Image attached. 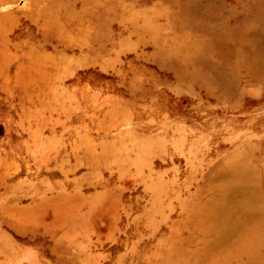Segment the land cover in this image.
Here are the masks:
<instances>
[{"label":"rangeland","instance_id":"1","mask_svg":"<svg viewBox=\"0 0 264 264\" xmlns=\"http://www.w3.org/2000/svg\"><path fill=\"white\" fill-rule=\"evenodd\" d=\"M238 184L264 212V0H0V264H264L204 218Z\"/></svg>","mask_w":264,"mask_h":264},{"label":"bare ground","instance_id":"2","mask_svg":"<svg viewBox=\"0 0 264 264\" xmlns=\"http://www.w3.org/2000/svg\"><path fill=\"white\" fill-rule=\"evenodd\" d=\"M238 189L233 192L232 198L222 204L215 205V207H208L209 211L205 215L207 223L211 225L212 229L216 231L219 226L226 229L221 232V238H229L233 234H239L240 231H236L235 227L240 224L251 225L253 221L257 230H261L260 222L264 216V212H260L261 205L254 203L259 198V188L256 186L249 187L243 184L236 185ZM225 237V238H224Z\"/></svg>","mask_w":264,"mask_h":264}]
</instances>
